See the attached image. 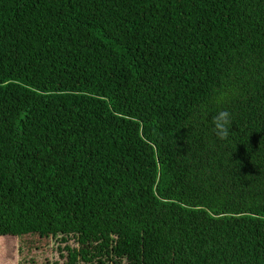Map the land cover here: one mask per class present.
<instances>
[{"label": "trees", "instance_id": "trees-1", "mask_svg": "<svg viewBox=\"0 0 264 264\" xmlns=\"http://www.w3.org/2000/svg\"><path fill=\"white\" fill-rule=\"evenodd\" d=\"M25 234L264 264V0H0V235Z\"/></svg>", "mask_w": 264, "mask_h": 264}, {"label": "rangeland", "instance_id": "rangeland-1", "mask_svg": "<svg viewBox=\"0 0 264 264\" xmlns=\"http://www.w3.org/2000/svg\"><path fill=\"white\" fill-rule=\"evenodd\" d=\"M60 238L57 234L51 238L28 234L0 235V264H65L66 253L69 252H73L72 255L78 259L75 264H88L90 258H94L93 264H113L109 262V253L98 257L97 243L105 244L107 238H102L100 242H86L85 245H78L74 236H64V241ZM80 245H83L82 248ZM105 247H101L102 252ZM107 249L109 252V247ZM121 264H125L124 261Z\"/></svg>", "mask_w": 264, "mask_h": 264}, {"label": "clouds", "instance_id": "clouds-1", "mask_svg": "<svg viewBox=\"0 0 264 264\" xmlns=\"http://www.w3.org/2000/svg\"><path fill=\"white\" fill-rule=\"evenodd\" d=\"M212 132L221 141L229 139L231 125L233 123L232 113L227 109H217L211 117Z\"/></svg>", "mask_w": 264, "mask_h": 264}]
</instances>
